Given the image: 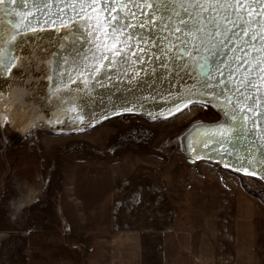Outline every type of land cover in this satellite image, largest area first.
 <instances>
[{"label": "rangeland", "instance_id": "374dc122", "mask_svg": "<svg viewBox=\"0 0 264 264\" xmlns=\"http://www.w3.org/2000/svg\"><path fill=\"white\" fill-rule=\"evenodd\" d=\"M220 120L198 103L153 119L120 114L68 132L41 125L14 131L1 117L0 264H135L130 238L112 224L114 186L129 177L163 191L179 225L188 221L192 191L220 188V179L264 199L259 179L184 155L181 140L191 127Z\"/></svg>", "mask_w": 264, "mask_h": 264}, {"label": "snow or ice", "instance_id": "6c2138e0", "mask_svg": "<svg viewBox=\"0 0 264 264\" xmlns=\"http://www.w3.org/2000/svg\"><path fill=\"white\" fill-rule=\"evenodd\" d=\"M20 2L25 9L31 6L32 11H17L23 21H16L14 34L13 30H4V35L10 36L8 40L0 37L4 46L0 48L4 53L0 56V76L10 75L28 62L17 51L21 33L32 29L36 34L37 30L56 27L67 20L64 33L78 31V39L88 44L92 60L81 63L80 57L73 54V67L67 61L63 66L55 63L47 76L53 84L58 73L62 82L65 72L83 77V90L104 79L112 84L113 78L121 82L139 80L141 73L147 78L149 68L157 78L160 74L190 72L198 91L178 96L181 105L199 95L205 104L219 106L225 119L215 126L222 137L216 143L223 147L232 138L248 139L249 151L237 163L264 167V0ZM4 3L0 0V4ZM69 83L75 81L69 78ZM117 107L132 111L136 102L125 100L111 105L109 111ZM78 111L79 119L84 120L85 109L78 107ZM100 118H104L103 114ZM2 120L7 126L15 117L9 112ZM205 138L213 142L212 136ZM243 170L247 172L249 168Z\"/></svg>", "mask_w": 264, "mask_h": 264}, {"label": "water", "instance_id": "95a60500", "mask_svg": "<svg viewBox=\"0 0 264 264\" xmlns=\"http://www.w3.org/2000/svg\"><path fill=\"white\" fill-rule=\"evenodd\" d=\"M68 2L72 3L73 0ZM92 2L95 3L96 0ZM24 3H28V0H24ZM17 11L31 13L32 10L31 6L25 9L20 0H5L4 4H0V37L4 40L10 38L4 35V30H13L14 34L16 21H23V17L17 16ZM67 23V20H62L56 27L37 30L36 34L32 29L21 33L17 51L22 52L28 62L22 68L14 69L12 74L0 76V116L11 112L15 117L13 123L22 127L23 131L37 125L58 131H74L94 123L93 117L95 122L102 120L101 114L104 118L126 113L157 117L172 114L173 111L192 103L205 104L199 95L192 96L191 102L184 100L182 105L177 99L178 96L183 98L189 92L198 91L194 87L190 72L172 73L170 76L160 74V78H157L149 68L147 78L141 73L139 80L121 82L113 78L112 84L104 79L87 90H83V77L74 72H65L62 82L59 78L61 74L58 73L57 81L53 84L47 76L51 75L49 70L55 63L63 66L67 61L71 68L73 54L80 57L81 63H90L92 60V52L87 43L78 39V31L64 33L63 26ZM3 47L0 44V48ZM3 55L0 51V56ZM69 78L75 83H69ZM125 100L135 101V110H119L117 107L109 111L111 105L122 104ZM208 105L221 115V120L214 125L194 127L187 131L181 140V147L188 161L213 162L226 169L248 174L264 183V167H258L251 162L237 163L249 151L248 139L232 138L225 141L223 147L216 143V140L222 137L215 131V126L224 120L225 116L219 106L213 103ZM78 107L85 109L84 120L79 119ZM206 136H212L213 142L209 143ZM252 151H255V148ZM244 167L249 170L245 172Z\"/></svg>", "mask_w": 264, "mask_h": 264}, {"label": "crops", "instance_id": "0c3cea01", "mask_svg": "<svg viewBox=\"0 0 264 264\" xmlns=\"http://www.w3.org/2000/svg\"><path fill=\"white\" fill-rule=\"evenodd\" d=\"M218 183L192 191L181 225L151 181L116 183L112 224L130 238L135 264H264V205L224 179Z\"/></svg>", "mask_w": 264, "mask_h": 264}, {"label": "bare ground", "instance_id": "6f19581e", "mask_svg": "<svg viewBox=\"0 0 264 264\" xmlns=\"http://www.w3.org/2000/svg\"><path fill=\"white\" fill-rule=\"evenodd\" d=\"M206 105H208V104H206ZM209 106V105H208ZM185 107V106H184ZM183 108V107H182ZM181 108V109H182ZM180 110V109H179ZM176 111H178V110H175V111H173L172 113H175ZM166 116V115H165ZM1 117L2 116H0V119H1ZM145 118L147 117V118H150V119H153V118H159V117H161V116H157V117H150V116H144ZM13 123V122H12ZM12 123H9L8 122V125H9V128L10 129H12V130H14V131H21V132H24L25 130H27V128L23 131L22 130V127H17L14 123L12 124ZM214 124H216V123H209V124H203V123H201V124H196V125H194L193 127H191L188 131H190L192 128H198V127H203V126H208V125H214ZM14 125V126H13ZM16 126V127H15ZM38 126V125H37ZM32 127H36V126H31V127H28V129H30V128H32ZM44 128V127H43ZM24 129V128H23ZM45 130H48V131H51V132H68L67 130H53V129H49V128H44ZM187 133V132H186ZM195 135H197V133H195ZM200 161V160H199ZM202 161V160H201ZM204 162H206V161H204ZM213 163V162H212Z\"/></svg>", "mask_w": 264, "mask_h": 264}, {"label": "trees", "instance_id": "16d2710c", "mask_svg": "<svg viewBox=\"0 0 264 264\" xmlns=\"http://www.w3.org/2000/svg\"><path fill=\"white\" fill-rule=\"evenodd\" d=\"M243 190L248 193L249 195L256 197L262 204H264V199L259 195L258 192H254L247 188L245 185L242 186Z\"/></svg>", "mask_w": 264, "mask_h": 264}]
</instances>
